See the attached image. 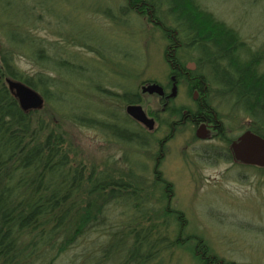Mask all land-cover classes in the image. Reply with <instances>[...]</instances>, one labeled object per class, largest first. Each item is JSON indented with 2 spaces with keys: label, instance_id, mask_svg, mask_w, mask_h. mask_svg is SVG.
<instances>
[{
  "label": "trees",
  "instance_id": "obj_1",
  "mask_svg": "<svg viewBox=\"0 0 264 264\" xmlns=\"http://www.w3.org/2000/svg\"><path fill=\"white\" fill-rule=\"evenodd\" d=\"M125 2L122 15H140L161 33L169 68L182 63L184 55L194 60L197 69L186 81L190 88L215 90L217 98L244 112L248 130L264 137L262 49H253L200 0ZM6 6L12 8L13 1ZM99 11L117 22L111 7ZM52 13L44 3H33L21 20L10 17L0 27V264H182L178 251L189 254L190 264H255L226 259L202 235L186 231L188 219L174 203L172 182L150 177L138 157L126 158V168L112 171L78 162L66 123L90 125L110 141L145 147L139 124L127 113L122 120L114 109L94 107L79 97L92 92L125 106L144 101L139 89L117 83L116 89L108 88L64 56L68 45H77L106 60L92 31L83 30L78 39L61 32L64 51L54 46L57 53H47L45 39L31 22ZM18 55L31 59L37 70L22 69ZM110 62L117 66L116 75L127 78L121 60ZM128 78L137 75L128 73ZM8 79L37 90L42 107L24 110ZM244 166L264 174V167Z\"/></svg>",
  "mask_w": 264,
  "mask_h": 264
},
{
  "label": "rangeland",
  "instance_id": "obj_2",
  "mask_svg": "<svg viewBox=\"0 0 264 264\" xmlns=\"http://www.w3.org/2000/svg\"><path fill=\"white\" fill-rule=\"evenodd\" d=\"M7 1H0L2 29L5 20L10 17L21 20L27 14L30 4L44 3L45 7L52 10L53 13L45 16L43 21L32 18L31 24H35L37 29L30 26L45 39L47 53L56 54L55 47L61 49L63 46L65 41L61 32L77 39L85 29L96 34L99 41L96 39L94 42L102 44L99 47L104 48L106 60L77 45H68L65 51L61 50L64 56L85 66L88 69L86 72H90L91 77L104 86L116 89L113 87L116 83L124 84L136 91L147 79L164 83L167 81L169 67L163 57L165 41L161 33L153 32L152 25L140 15H122L119 8L125 6V0H11L12 8L6 6ZM200 1L218 18L236 28L253 49L264 51V0ZM36 5L42 11L41 6ZM103 6H109L115 11L117 22L106 18L99 11ZM44 13L47 15V12ZM2 40H6L4 34ZM17 59L22 69L31 72L37 70L31 59L22 55H18ZM116 60L124 63L127 78L123 79L114 73L117 66L110 61ZM128 73H134L137 79L128 78ZM72 78L74 81L78 79L76 75ZM89 81L86 80V83ZM153 98L147 97V102L150 103ZM182 98L193 105L192 99H186L184 94ZM78 101H87L94 107L112 108L122 120V114H126L127 106L124 103L92 92L86 98L79 97ZM224 110L228 114L231 112L227 105ZM226 122L230 136L248 130L250 123L245 114L230 116ZM66 126L78 152V156H75L78 162L96 163L112 171L126 168V158L132 159L135 156L142 165L145 164L148 171L153 168L151 156L142 153L145 147L142 150L133 142L127 145L110 141L102 131L90 125L66 123ZM241 126L242 129H239ZM179 153L176 149L171 156H167L162 168L165 177L174 183V203L184 211L188 219L186 231L202 235L226 259L264 264V174L252 167H233L224 161L214 164L201 156H179ZM185 157H188V161ZM240 169L244 171L242 176L238 175ZM148 175L152 176V172ZM118 212L117 208L112 216ZM177 253L182 255V264L191 263L187 252Z\"/></svg>",
  "mask_w": 264,
  "mask_h": 264
},
{
  "label": "flooded vegetation",
  "instance_id": "obj_3",
  "mask_svg": "<svg viewBox=\"0 0 264 264\" xmlns=\"http://www.w3.org/2000/svg\"><path fill=\"white\" fill-rule=\"evenodd\" d=\"M181 61L182 63L177 67L172 65L169 68V76L165 83L161 81L142 83L139 92L141 93L140 100L144 102L131 103L142 105L148 117L155 121L154 126L150 128L132 117L139 124L141 130L138 136L145 144L144 154L151 156L154 163L152 170L148 171L147 169V174L152 172V176L165 177L162 167L167 156H171L176 152V149L180 152L179 156H201L205 161H213L214 164L224 161L233 167H244L246 163L237 160L232 149V143L237 141L244 131L238 133L237 136H230L231 133L226 122L228 117L243 116L244 112L237 110L233 103H227L226 100L217 98L214 94L215 90L190 88V84L186 82L188 81L187 76L190 77V71L197 69V64L194 60L187 59V55H184ZM178 73L181 74V77ZM192 77L196 78L197 76ZM153 82L162 85L163 93L142 91L143 85ZM183 94L186 99L193 100V105L183 100ZM147 97H154V100L149 103ZM221 103L229 106L231 110L229 114L225 112V105H221ZM201 129L207 135L206 138L198 136ZM175 141H178L177 144L174 143ZM185 159L187 160L188 157ZM239 174L241 176L244 174L243 169L239 170ZM172 185V195H175L173 182Z\"/></svg>",
  "mask_w": 264,
  "mask_h": 264
},
{
  "label": "water",
  "instance_id": "obj_4",
  "mask_svg": "<svg viewBox=\"0 0 264 264\" xmlns=\"http://www.w3.org/2000/svg\"><path fill=\"white\" fill-rule=\"evenodd\" d=\"M8 84L13 91L24 110L37 109L42 107L44 99L42 95L28 84L17 81L14 79H8ZM143 92L149 93H163V87L159 83L153 82L143 85ZM126 112L131 117L140 121L152 128L155 124L154 119L148 117L143 106L140 104H129L126 107ZM198 136L206 138L207 135L203 133L202 129L198 132ZM232 149L235 158L243 163L257 165L264 167V137L251 131H244L237 139L232 143Z\"/></svg>",
  "mask_w": 264,
  "mask_h": 264
},
{
  "label": "bare ground",
  "instance_id": "obj_5",
  "mask_svg": "<svg viewBox=\"0 0 264 264\" xmlns=\"http://www.w3.org/2000/svg\"><path fill=\"white\" fill-rule=\"evenodd\" d=\"M127 113V112H126ZM129 115V114H128ZM130 116V115H129Z\"/></svg>",
  "mask_w": 264,
  "mask_h": 264
}]
</instances>
